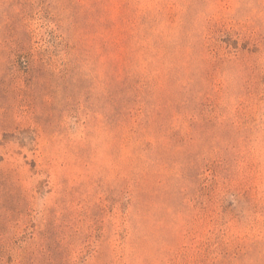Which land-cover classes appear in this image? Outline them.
I'll return each instance as SVG.
<instances>
[{"label": "rangeland", "instance_id": "374dc122", "mask_svg": "<svg viewBox=\"0 0 264 264\" xmlns=\"http://www.w3.org/2000/svg\"><path fill=\"white\" fill-rule=\"evenodd\" d=\"M0 264H264V0H0Z\"/></svg>", "mask_w": 264, "mask_h": 264}]
</instances>
